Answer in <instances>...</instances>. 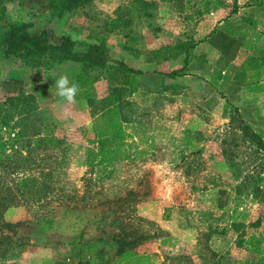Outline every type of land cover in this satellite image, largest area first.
Returning a JSON list of instances; mask_svg holds the SVG:
<instances>
[{
	"label": "rangeland",
	"instance_id": "374dc122",
	"mask_svg": "<svg viewBox=\"0 0 264 264\" xmlns=\"http://www.w3.org/2000/svg\"><path fill=\"white\" fill-rule=\"evenodd\" d=\"M43 4L0 0V40L25 22L76 50L102 42L104 66L141 73L124 74L120 109L99 112L85 97L123 70L67 106L55 84L77 64L26 69L0 49V144L52 140L27 163L51 171L45 197L3 212L22 223L0 264H264V0H94L64 19ZM157 49L168 55L142 64Z\"/></svg>",
	"mask_w": 264,
	"mask_h": 264
},
{
	"label": "trees",
	"instance_id": "16d2710c",
	"mask_svg": "<svg viewBox=\"0 0 264 264\" xmlns=\"http://www.w3.org/2000/svg\"><path fill=\"white\" fill-rule=\"evenodd\" d=\"M93 1L44 0L41 11L49 12L52 18L59 19L64 15L90 5ZM29 30L30 26L25 22L11 23L6 26L0 40L3 58L17 60L22 68L44 71L54 69L66 62L75 63L78 70L73 76V81L79 84L80 93L83 94H86L88 89H92V86L100 76L112 75L111 71L115 69L117 71L123 70V72H119V76L115 75V79H119L118 84L109 86L104 98L93 100V94L90 97H85L88 101L87 106L99 112H110L112 108L120 109L123 104L124 93L126 92L124 81L121 82L124 74L141 73L140 71L129 67L126 68L122 64H118L113 69L104 66V62L100 60L101 58H98L101 53L103 56L108 57L102 42L86 43L87 45L83 50H76L74 49L76 42L68 36H57L52 39L47 35L45 30L40 29L33 33ZM185 47L184 44L174 46L172 49L178 51L177 55L174 54V56L178 57L181 53L186 55ZM163 55H168V52L162 49L148 51L144 54V62L146 64L153 63L158 57ZM183 60L186 61L185 57ZM180 73L181 70H173L166 75L171 77L177 76ZM240 130L244 134L248 131L243 125ZM18 135L21 136L20 132ZM15 137L18 140L21 139L17 137V133ZM45 137L37 135L35 144H32V146L28 144L27 146L14 149L8 145V142L0 144V260L14 246L15 239L13 236L22 223L6 222L3 217L6 207L12 203H16L15 201L18 200L28 201L30 204L38 203L45 197L43 190L47 187L46 182L51 177V171L44 167H37L35 170H30L31 172H29V168H27V163L37 162L39 155H41L38 148L45 143V139L48 142L52 141L48 136ZM12 138L8 139V141L15 140V138ZM248 139L251 142L258 141L257 136L252 134H249ZM98 150L100 160L104 159L102 149L98 147ZM42 154L45 155V153ZM115 246V255L119 256L125 253L128 242L125 237L120 236L115 239Z\"/></svg>",
	"mask_w": 264,
	"mask_h": 264
},
{
	"label": "clouds",
	"instance_id": "9594fccd",
	"mask_svg": "<svg viewBox=\"0 0 264 264\" xmlns=\"http://www.w3.org/2000/svg\"><path fill=\"white\" fill-rule=\"evenodd\" d=\"M55 88V95L60 98L64 105L71 106L77 103L80 86L78 83L72 81L67 74L59 76Z\"/></svg>",
	"mask_w": 264,
	"mask_h": 264
},
{
	"label": "crops",
	"instance_id": "0c3cea01",
	"mask_svg": "<svg viewBox=\"0 0 264 264\" xmlns=\"http://www.w3.org/2000/svg\"><path fill=\"white\" fill-rule=\"evenodd\" d=\"M66 15H64V16H62L60 19H64V17H65ZM68 34H62L61 36H67ZM69 37V36H68ZM96 38H98L99 36H95ZM73 40V39H72ZM100 40H102V38L100 37ZM95 42V43H97V41H95V40H93V39H89L87 42L88 43H91V42ZM2 47L0 46V49H1ZM110 57V56H109ZM112 57V56H111ZM114 60V59H113ZM116 61H123V60H116ZM142 61V64H144L145 62H144V59L143 60H141ZM121 63H125V62H121ZM146 64V63H145ZM149 64H151V63H149ZM124 65H127L126 63L124 64ZM128 66V65H127ZM129 67V66H128Z\"/></svg>",
	"mask_w": 264,
	"mask_h": 264
}]
</instances>
